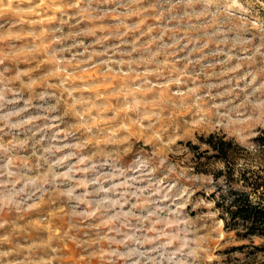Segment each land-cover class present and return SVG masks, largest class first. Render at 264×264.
Here are the masks:
<instances>
[{"label": "rangeland", "instance_id": "374dc122", "mask_svg": "<svg viewBox=\"0 0 264 264\" xmlns=\"http://www.w3.org/2000/svg\"><path fill=\"white\" fill-rule=\"evenodd\" d=\"M211 132L264 164V0H0V264H252L186 145ZM113 165L127 189L62 194Z\"/></svg>", "mask_w": 264, "mask_h": 264}, {"label": "trees", "instance_id": "16d2710c", "mask_svg": "<svg viewBox=\"0 0 264 264\" xmlns=\"http://www.w3.org/2000/svg\"><path fill=\"white\" fill-rule=\"evenodd\" d=\"M257 154L264 155V134L255 139ZM194 169L211 175L215 188L208 195L224 221L227 231L240 240H249L234 250L249 248L247 255L256 262L264 253V164L252 165V149L226 134L211 132L188 141ZM255 238L261 243H255Z\"/></svg>", "mask_w": 264, "mask_h": 264}, {"label": "clouds", "instance_id": "9594fccd", "mask_svg": "<svg viewBox=\"0 0 264 264\" xmlns=\"http://www.w3.org/2000/svg\"><path fill=\"white\" fill-rule=\"evenodd\" d=\"M30 122L31 121H24V123H30ZM64 147L75 149V148H79L80 145H78V144H66V145H64ZM60 150L61 149H55V151H60ZM44 151L46 153L51 154V153H53L54 150L52 148H46ZM73 155H76V153H74V152L69 153L68 155H65L63 157L56 159L53 164H50L49 173H51L53 181H55L58 178H62L63 181H73L74 177H73V175H71V173H73L74 171L77 170V167L75 165L70 166L67 169V171L59 173V174H57L53 171L54 168H58V167L63 166L65 161L71 160ZM88 159H90V158L89 157L80 158L78 163H84ZM45 162H47V161H45ZM105 163H108V162L105 161ZM102 166L103 165H101V167ZM112 167H113L112 173H100L90 180H77V181H75L74 186L69 187L67 189V191L62 193V194L66 195L67 197H69L72 200H76L79 203L91 205V202L87 199L89 196H99L101 193H104V194L115 193L119 189H127V187L129 186L127 181H125L123 183H112L110 187L104 186L105 182L115 181L120 176L124 175V173L120 169L115 168L114 165ZM95 170H96L95 164L91 165V167H89L87 169H83V171H91V172H95ZM9 174H11V173H9ZM45 182H47V181H45ZM89 185H95L96 186L92 192H89L87 190ZM77 188H83V189H85V191L80 195H75ZM124 195H127L126 191L121 192V196L123 197ZM95 203H96V209L100 210V209H106V206H115V205L120 203V200L109 199L107 196H105L104 198L97 200ZM118 215H130V214L119 213ZM153 215H155V213L150 212L147 217H143L140 219H149ZM127 255L129 257H131L133 255H136V252H135V250H133L132 252H129ZM141 255H144V254L141 253ZM135 264H139V261H136Z\"/></svg>", "mask_w": 264, "mask_h": 264}]
</instances>
